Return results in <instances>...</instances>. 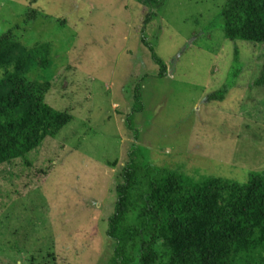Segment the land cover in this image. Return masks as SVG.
<instances>
[{
    "label": "rangeland",
    "instance_id": "rangeland-1",
    "mask_svg": "<svg viewBox=\"0 0 264 264\" xmlns=\"http://www.w3.org/2000/svg\"><path fill=\"white\" fill-rule=\"evenodd\" d=\"M225 2L0 0V34L51 44L52 67L27 76L50 79L47 101L73 117L0 165V264L109 262L137 94L136 152L151 164L239 183L264 172V46L226 37Z\"/></svg>",
    "mask_w": 264,
    "mask_h": 264
},
{
    "label": "trees",
    "instance_id": "trees-1",
    "mask_svg": "<svg viewBox=\"0 0 264 264\" xmlns=\"http://www.w3.org/2000/svg\"><path fill=\"white\" fill-rule=\"evenodd\" d=\"M160 1L146 0L149 5ZM221 15L227 38L264 46V0H226ZM151 51L161 67L158 75L167 74ZM50 54L49 42L27 46L12 29L0 34V165L25 157L73 118L68 109L47 101L50 79L27 76L34 68L48 71ZM135 97L125 119L134 142L108 218L114 253L107 264H264V172H252L248 182L239 183L151 164L136 152L132 114L142 106Z\"/></svg>",
    "mask_w": 264,
    "mask_h": 264
}]
</instances>
